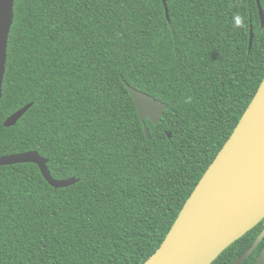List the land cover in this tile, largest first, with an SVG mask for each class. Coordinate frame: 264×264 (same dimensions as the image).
<instances>
[{
	"label": "trees",
	"instance_id": "obj_1",
	"mask_svg": "<svg viewBox=\"0 0 264 264\" xmlns=\"http://www.w3.org/2000/svg\"><path fill=\"white\" fill-rule=\"evenodd\" d=\"M166 4L169 19L164 0H15L0 157L38 151L55 179L79 181L0 167V264H144L231 137L264 78L257 0ZM126 83L167 106L146 120L151 139ZM263 230L212 264H233Z\"/></svg>",
	"mask_w": 264,
	"mask_h": 264
},
{
	"label": "water",
	"instance_id": "obj_2",
	"mask_svg": "<svg viewBox=\"0 0 264 264\" xmlns=\"http://www.w3.org/2000/svg\"><path fill=\"white\" fill-rule=\"evenodd\" d=\"M257 5L264 26V10L260 0H257ZM14 6L15 0H0V99ZM164 6L169 19L166 0ZM253 41L251 28L250 49ZM126 86L135 101L145 134L151 139L146 120L158 125L167 106L127 83ZM32 105L28 104L15 112L4 122V126H15ZM263 123L264 78L231 137L195 187L165 240L144 264H212L227 248L264 221V144L256 151L248 150L255 143L253 137L262 133ZM168 137L171 138L170 133ZM243 150L248 151L244 157L241 154ZM27 163L36 164L45 180L54 188H67L79 181L76 178L55 179L48 168V159L38 151L0 157V167ZM263 240L264 230L252 247L233 264H242ZM255 264H264V248Z\"/></svg>",
	"mask_w": 264,
	"mask_h": 264
},
{
	"label": "bare ground",
	"instance_id": "obj_3",
	"mask_svg": "<svg viewBox=\"0 0 264 264\" xmlns=\"http://www.w3.org/2000/svg\"><path fill=\"white\" fill-rule=\"evenodd\" d=\"M14 16H15V14H14ZM14 23V22H13ZM11 32V31H10ZM24 116V115H23ZM148 120V119H147ZM262 127V129H263V131H262V133L261 134H259V135H255L254 137H253V139H255L254 141H255V143H254V145L253 146H251V148L250 149H248L249 151H256L257 149H258V147L260 146V145H263L264 144V123L261 125ZM169 134V133H168ZM242 157H244V156H246V154H248V151L247 150H243L242 151ZM243 160V159H242ZM239 163H237V165H238ZM238 166H240V165H238ZM237 166V167H238ZM245 166V163H243L242 164V167H244ZM78 180V179H77ZM250 232V231H249ZM262 233V232H261ZM263 242V241H262ZM261 242V243H262Z\"/></svg>",
	"mask_w": 264,
	"mask_h": 264
},
{
	"label": "clouds",
	"instance_id": "obj_4",
	"mask_svg": "<svg viewBox=\"0 0 264 264\" xmlns=\"http://www.w3.org/2000/svg\"><path fill=\"white\" fill-rule=\"evenodd\" d=\"M237 23H239V21H237Z\"/></svg>",
	"mask_w": 264,
	"mask_h": 264
}]
</instances>
